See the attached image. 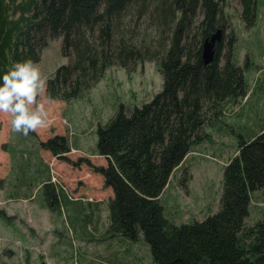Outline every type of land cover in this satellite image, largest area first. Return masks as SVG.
Returning a JSON list of instances; mask_svg holds the SVG:
<instances>
[{"label": "trees", "instance_id": "obj_1", "mask_svg": "<svg viewBox=\"0 0 264 264\" xmlns=\"http://www.w3.org/2000/svg\"><path fill=\"white\" fill-rule=\"evenodd\" d=\"M239 1L244 26L255 27L264 0ZM221 7V0H0V72L24 58L37 64L49 40H61V54L69 62L47 79L49 99L79 100L110 68L132 72L145 62L155 63L161 90L131 110L120 104L106 124L98 125L93 153L107 165L82 159L72 164L92 167L113 190L108 234L133 242L144 239L154 264H264V220L247 222L253 195L264 194V120L254 123L255 130L252 115L244 120L231 115L240 118L232 122L240 141L223 167L216 213L177 224L162 201L178 170L179 185L192 179L183 164L195 147L212 143L208 129L225 126L229 106L251 96L249 65L239 63L237 36L227 33L228 18ZM218 31L221 38L206 63L207 40ZM259 87L264 95L263 85L254 89ZM26 137L37 158L40 150H47L71 163L68 136L37 142L31 131ZM14 149L11 154L16 155ZM24 151L17 169L13 167L16 173L26 171ZM46 179L51 210L59 211V194ZM5 217L10 225L11 218Z\"/></svg>", "mask_w": 264, "mask_h": 264}, {"label": "rangeland", "instance_id": "obj_2", "mask_svg": "<svg viewBox=\"0 0 264 264\" xmlns=\"http://www.w3.org/2000/svg\"><path fill=\"white\" fill-rule=\"evenodd\" d=\"M221 6L228 18L227 33L235 32L237 36L239 63L249 65L251 96L236 105L231 104L230 111L223 116L226 125L208 129L212 132V143L205 141L187 156L183 167L192 174V179L185 186L179 185L182 170L171 178L162 201L177 224L202 220L218 211L223 167L236 154L240 141L239 131L232 123L240 118L232 116L239 114L244 120L245 116L252 115L251 127L255 130L254 123L260 125L264 120V95L261 87L254 89L255 84L264 86V6L259 9L258 23L251 28H246L241 20L239 0H221ZM68 62L61 54V40L51 39L37 65L47 81L56 68ZM161 88L162 76L153 62L138 65L132 72L110 68L83 98L70 102L49 99L45 85L38 98L47 109L46 123L32 132L37 142L56 135L68 136L73 149L66 157L71 163L47 150H40L37 158V154L30 153L36 148L28 146V138L12 131L9 114L0 113V229L4 231L0 233V263L154 264L144 239L133 242L108 234V203L114 196L113 190L104 186L102 176L92 167L84 162L79 166L72 164L82 159L89 165L106 166L107 160L93 153L98 125L106 124L120 104L131 110L152 99ZM233 128L235 132H231ZM221 130H227L226 134H221ZM248 131L246 128L244 133L247 135ZM13 149L16 155L25 150L26 171L16 173L11 167ZM45 165L50 167V175ZM46 175V180L52 182L59 194V211L56 212L51 210V189L43 183ZM9 195L14 198L9 200ZM28 195L30 198L26 197ZM69 198L72 201H67ZM252 199L247 220L250 224L264 220V194L256 192ZM4 213L11 218L10 226Z\"/></svg>", "mask_w": 264, "mask_h": 264}, {"label": "clouds", "instance_id": "obj_3", "mask_svg": "<svg viewBox=\"0 0 264 264\" xmlns=\"http://www.w3.org/2000/svg\"><path fill=\"white\" fill-rule=\"evenodd\" d=\"M45 85V77L31 58L14 61L0 72V113L9 114L12 131L27 136L46 123L47 109L38 98Z\"/></svg>", "mask_w": 264, "mask_h": 264}, {"label": "water", "instance_id": "obj_4", "mask_svg": "<svg viewBox=\"0 0 264 264\" xmlns=\"http://www.w3.org/2000/svg\"><path fill=\"white\" fill-rule=\"evenodd\" d=\"M220 38H221V32L218 31L217 33H215L211 37L210 42H209V40H207L208 43L206 44V46L209 45V49L206 50V54L208 53V55H206V57H204L206 63H210L212 61V58L214 55V50H213L214 45H215L216 41L219 40Z\"/></svg>", "mask_w": 264, "mask_h": 264}, {"label": "crops", "instance_id": "obj_5", "mask_svg": "<svg viewBox=\"0 0 264 264\" xmlns=\"http://www.w3.org/2000/svg\"><path fill=\"white\" fill-rule=\"evenodd\" d=\"M62 136H65V135H62ZM21 146H24V144H22ZM73 149V148H72ZM3 150H4V146H3ZM21 151H23V149L21 150ZM8 152V151H7ZM23 152H21L20 154H22ZM20 154H17V155H15V157H12V161L14 162L13 164H12V168L14 167V168H16L17 169V167L19 166L18 165V163H17V161L20 159V157H21V155ZM26 157V156H25ZM41 158V157H40ZM12 161H11V163H12ZM45 163L46 164H50L48 161H45ZM22 171V170H21ZM17 178H18V180L20 179V176H17ZM28 181V180H27ZM30 195H28V196H26L27 198H30L29 197ZM9 197V200H11V199H13L14 197H12L11 195H9L8 196ZM6 215V214H5ZM11 225V224H10ZM10 225H7V226H10ZM4 231H1V229H0V233H3ZM1 239V238H0ZM0 242H2V241H0ZM0 264H10L8 261H2Z\"/></svg>", "mask_w": 264, "mask_h": 264}, {"label": "bare ground", "instance_id": "obj_6", "mask_svg": "<svg viewBox=\"0 0 264 264\" xmlns=\"http://www.w3.org/2000/svg\"><path fill=\"white\" fill-rule=\"evenodd\" d=\"M258 10V9H257ZM227 37V36H226Z\"/></svg>", "mask_w": 264, "mask_h": 264}]
</instances>
